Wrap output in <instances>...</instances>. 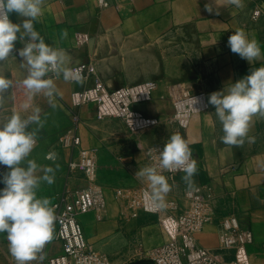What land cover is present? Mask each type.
<instances>
[{"label": "crops", "instance_id": "0c3cea01", "mask_svg": "<svg viewBox=\"0 0 264 264\" xmlns=\"http://www.w3.org/2000/svg\"><path fill=\"white\" fill-rule=\"evenodd\" d=\"M107 2V6H101L98 0H45L44 14L35 25L47 43L64 50L69 62L91 63L96 68L95 75L82 84L56 79L61 95L54 100L55 109L43 94L31 100L33 108L41 109L44 120L32 158L43 165L59 166L55 183L42 184L39 195L54 203L64 189L85 187L83 173L69 172L68 162L78 158L81 149L89 150L97 158L106 208L102 220L94 212L79 215L88 243L117 264H153L149 251L162 245L166 236L157 214H137L133 208L135 193L149 190L148 182L135 174L151 165L156 150L162 149L172 134L179 133L188 142L198 170L191 185L183 180L182 172L173 176L163 173L171 186L162 203L166 212L178 213L189 207L187 188L210 189L217 196L216 216L195 235L197 242L212 248L221 260L232 259L234 250L221 249L219 236L222 218L234 214L240 227L254 235L247 247L250 264H264V116L253 118L249 136L255 137L254 143L246 140L241 147L224 145L220 141L221 124L210 103V108L196 115L186 129L171 122L174 107L169 90L171 84L183 83L192 91L205 92L208 100L227 82L264 64V55L252 66L228 45L233 31L243 29L260 43L264 53V17L254 22L250 15L255 4L264 5V0H244L242 8L225 6L227 0ZM209 6L213 11H208ZM10 18L13 22L24 19L16 13ZM21 47L23 44L17 41L15 56L0 62V75L13 81L0 103V124L15 111L24 114L20 106L27 96L21 82L27 73L16 53ZM96 78L109 88L155 80L158 88L153 99L136 104L135 109L160 122L131 133L118 118L98 119L94 103L72 108V92L93 86ZM74 113L80 119L82 144L74 150L61 148L59 136L74 124ZM49 153L56 155L55 163L45 159ZM6 171V166L0 165V174ZM61 253V242L53 240L45 257ZM0 264H15L6 234H0Z\"/></svg>", "mask_w": 264, "mask_h": 264}, {"label": "clouds", "instance_id": "9594fccd", "mask_svg": "<svg viewBox=\"0 0 264 264\" xmlns=\"http://www.w3.org/2000/svg\"><path fill=\"white\" fill-rule=\"evenodd\" d=\"M45 0H0V62L13 55L16 42L22 58L21 66L26 69L22 87L27 101L0 124V165L7 171L0 174V234H6L8 250L15 264H32L43 259V251L55 236L57 220L56 207L47 196L39 195L42 184L55 183L58 165H43L32 158L37 147L39 131L44 126L39 107L33 108L31 100L43 94L50 107L55 109V98L61 93L56 79L66 82L83 83L82 69L67 60L63 49L46 42L35 25L44 14ZM242 8L244 0H227V5ZM208 11H213L208 7ZM16 13L24 19L13 22ZM217 14H219L217 12ZM230 50L247 60L252 66L260 60V43L243 29H237L228 38ZM13 86V81L0 75V103L3 94ZM208 102L215 108V116L220 122L224 145L241 147L249 136L253 118L264 116V64L252 67L251 71L210 94ZM35 125V127H32ZM183 126V123H182ZM45 159L56 161V155L49 153ZM197 163L186 139L179 133L172 134L155 162L136 172L137 178L149 184L145 195L158 203H164L171 186L167 172H182L184 181L190 185L197 173Z\"/></svg>", "mask_w": 264, "mask_h": 264}, {"label": "built area", "instance_id": "2783aa9c", "mask_svg": "<svg viewBox=\"0 0 264 264\" xmlns=\"http://www.w3.org/2000/svg\"><path fill=\"white\" fill-rule=\"evenodd\" d=\"M101 6H107V0H98ZM251 20L256 22L264 17V5L256 4L251 10ZM18 54V50L16 49ZM82 69L83 80L95 75L96 68L91 63L78 64ZM158 84L154 80H145L131 85L109 88L101 79L96 78L93 86L71 94V107L76 108L94 103L98 119L114 117L122 120L131 133L152 128L160 120L147 116L135 109L136 104L153 99ZM174 111L171 122L186 129L191 120L210 108L205 92H191L188 86L173 85L170 88ZM74 124L59 136L61 148L76 149L82 144V138ZM183 123V126H182ZM158 154L153 155L152 163ZM68 171H81L86 186L79 189H64L53 203L56 207L55 236L62 244V253L45 257L48 243L43 251L40 264H114L105 253L93 249L88 243L79 215L94 212L98 220L104 217L106 198L103 187L98 182V163L96 156L89 150L81 149L78 158L68 162ZM173 176L178 172H167ZM143 189L135 193L133 208L137 214L141 211L157 214L159 223L166 236L165 242L149 251L153 264H250L247 247L253 243L251 230L243 229L234 214L222 218V231L219 245L224 250H234V257L228 260L218 258L212 248L200 245L195 235L212 222L216 216L217 196L210 189L201 186L187 188L185 196L189 207L178 213L166 212L167 207L153 201ZM121 193V191H117ZM175 208L176 206H172Z\"/></svg>", "mask_w": 264, "mask_h": 264}, {"label": "rangeland", "instance_id": "374dc122", "mask_svg": "<svg viewBox=\"0 0 264 264\" xmlns=\"http://www.w3.org/2000/svg\"><path fill=\"white\" fill-rule=\"evenodd\" d=\"M256 5V4H255ZM155 81V80H154ZM142 82V81H141ZM158 84V83H157ZM173 85H182V86H188L189 87V90H190V86L189 85H186V84H183V83H175V84H171L170 85V87H169V90H170V88H171V86H173ZM157 90V89H156ZM191 92H202V91H192V90H190ZM155 93V92H154ZM170 97H171V100H172V104H173V98H172V95H171V90H170ZM174 107V106H173ZM76 116H77V121H76V128H77V130H78V128H79V123H80V119H79V116H78V114H76ZM105 119H111V120H118L117 118H114V117H108V118H105ZM159 119V118H158ZM114 264H117V263H115L114 262ZM123 264H125V263H123Z\"/></svg>", "mask_w": 264, "mask_h": 264}, {"label": "water", "instance_id": "95a60500", "mask_svg": "<svg viewBox=\"0 0 264 264\" xmlns=\"http://www.w3.org/2000/svg\"><path fill=\"white\" fill-rule=\"evenodd\" d=\"M130 264H140V262L136 261V262H132Z\"/></svg>", "mask_w": 264, "mask_h": 264}]
</instances>
